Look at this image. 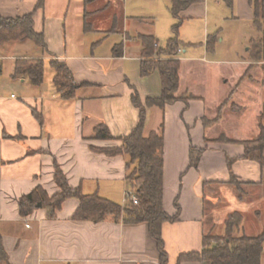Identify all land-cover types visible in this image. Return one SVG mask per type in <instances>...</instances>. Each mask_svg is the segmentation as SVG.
Segmentation results:
<instances>
[{
    "label": "crops",
    "instance_id": "1",
    "mask_svg": "<svg viewBox=\"0 0 264 264\" xmlns=\"http://www.w3.org/2000/svg\"><path fill=\"white\" fill-rule=\"evenodd\" d=\"M98 1L86 4L82 0L76 7V16L69 17L67 0H44L38 9L39 0H0L2 16L17 17L34 11L35 29L45 34L48 46V51L33 41L0 46V240L9 264H161L157 243L147 223L74 220L72 216L79 207L76 198L67 199L56 218L47 217V210L40 206L27 217L20 216L21 197L36 187L42 186L49 195L59 191L55 162L70 185L81 187L84 194L98 193L115 202L127 203L128 156H110L98 149L122 145L120 138L129 135L139 122L140 111L132 102L134 90L143 102L158 98L162 94V80L158 70L148 76L141 74L143 46L139 36L154 34H132L129 27L123 26L116 34L119 38L111 40L114 31L97 23L107 8L95 7ZM246 1L249 6L246 15L253 19V9L249 0ZM24 44L26 48L20 53L13 50L10 55L3 53L5 47L16 49ZM158 45L161 47L159 39ZM21 58L45 61L42 85H32L27 75L12 76L16 61ZM177 58L181 61L177 96L192 98L188 104L179 100L165 108L148 107L145 126V135H149L158 132L163 124L164 206L170 215L177 213V204L181 209L178 222L163 226L169 264H177L181 254L200 252L204 236L214 234L206 231L207 189L212 198L217 195V200L224 198L228 204L232 201L230 209L212 206L214 230L217 225L225 224L228 214L240 211L235 209L237 206L254 205L245 193L240 198L228 190L229 185L233 186L229 183L231 172L248 187L264 184L259 162L241 158L245 151L242 142L251 139L231 138L227 131L216 138L207 136L212 127L231 119L229 109L234 111L238 104L231 102L237 98L242 104L239 114L245 121H252L256 135L259 133V120L264 112V78L256 77L253 72L260 70L264 74V64H254L249 71L248 47L237 69L243 73L232 89H226L228 79H218L213 85L215 94L207 97L194 91L199 82L195 76H191L192 81L184 79L185 59L179 54ZM188 59L193 75L199 62L195 57ZM5 60H11L8 69ZM52 60L66 63L73 72L79 84L75 97L65 99L57 90L54 71L50 80L46 79V66L52 69ZM231 93L229 104L220 109ZM208 99L218 103L213 118L207 116ZM33 112L40 114L42 120ZM204 119L208 120L206 124ZM101 123L106 124L112 139L96 137V127ZM151 124L155 129H150ZM245 125L251 127L250 123ZM222 135L232 141H216ZM205 138L211 140L207 150L198 167H190L191 147H205ZM228 156L238 158L231 168ZM217 185L225 189L218 192ZM240 212L245 214L246 210Z\"/></svg>",
    "mask_w": 264,
    "mask_h": 264
},
{
    "label": "trees",
    "instance_id": "2",
    "mask_svg": "<svg viewBox=\"0 0 264 264\" xmlns=\"http://www.w3.org/2000/svg\"><path fill=\"white\" fill-rule=\"evenodd\" d=\"M89 3L94 0H84ZM205 0H171V10L177 19H181V12L196 3ZM44 0H39L36 9L41 8ZM253 9V24L258 32L259 38H251L249 46V71L252 65L264 62V0H249ZM35 12L22 16L9 17L0 15V46L11 42L33 41L44 51H48L45 34L35 29ZM181 22L174 25V36L169 39L164 48L159 47L158 39L154 35H140L142 42V64L141 74L148 76L158 70L162 80V94L158 98H147L145 102L141 99L137 90L132 94L133 105L139 109V122L129 135L120 138V147L98 149L110 156L123 154L128 156L126 180L128 188L136 192L138 203L128 201L125 205L104 198L98 193L84 194L81 187L70 185L60 165L55 162V181L59 191L49 195L42 187H36L32 192L21 197L19 211L21 217H27L35 209L40 207L47 210V217L56 218L63 203L69 198L79 200V207L72 216L74 220H89L99 223L108 219L125 224L147 223L153 239H155L160 254L161 264H169V255L166 251L163 237V226L165 223H175L180 219V206L177 204V213L170 215L164 206V155L165 139L163 135V124L160 130L145 135L147 121V108L159 106L165 108L179 100L186 104L191 96H177L180 87L181 61L177 58L181 50L182 42L179 38ZM218 42L217 35H208L206 47L208 51L214 50ZM54 71L53 81L57 90L65 99L76 96L79 87L73 72L68 65L58 60L50 62ZM2 64L0 62V74ZM248 73V72H247ZM27 75L34 86H40L45 80V61L41 58H21L16 61L13 77ZM244 78V76H242ZM241 77V79H242ZM232 94L221 104L220 109L228 105ZM234 106V104H233ZM232 106V107H233ZM234 108V107H233ZM34 115L42 120L37 112ZM264 112L260 116L259 133L251 140H244V154L241 158L259 162L264 172ZM205 124L208 120L204 119ZM96 137L99 139H112L106 124L101 123L96 127ZM216 141L231 142L225 135ZM206 146L191 147L190 167L197 168L204 152L207 150L211 140L205 138ZM238 158L227 157L229 168ZM132 169V172H130ZM229 183L233 185L242 198L244 189L243 182L231 172ZM245 214L234 211L225 219V234H207L203 238V249L200 252L181 254L177 264L187 261L200 262L201 264H261L264 252V230L256 236L242 234L234 235V231L240 230L244 223ZM9 264L8 254L0 240V264Z\"/></svg>",
    "mask_w": 264,
    "mask_h": 264
},
{
    "label": "rangeland",
    "instance_id": "3",
    "mask_svg": "<svg viewBox=\"0 0 264 264\" xmlns=\"http://www.w3.org/2000/svg\"><path fill=\"white\" fill-rule=\"evenodd\" d=\"M82 0H67L69 9V17L76 16V7L81 5ZM104 5V13L100 14L97 23L103 27L114 31L111 40L119 38L118 34L123 26L129 27L132 34H154L160 40V46L164 48L170 38L174 36V25L181 22L179 28V38L182 42L179 56L184 58L183 77L191 80V76H195V92L211 96L215 94L214 82L218 79H228L226 89L234 86L235 82L240 78L243 72H237L240 65L239 62L244 61L247 54V48L250 46V39L261 37V33L254 27L252 17L246 15L249 6L246 0H205L202 3H196L181 12V19H177L171 10V0H99L96 6ZM136 18V19H135ZM137 20V21H134ZM125 21L126 24L123 22ZM208 35H217L218 42L212 51H206V39ZM113 38V39H112ZM189 41L197 43L195 46L188 44ZM32 42V41H28ZM12 43H8L11 45ZM21 44V43H18ZM26 45H19L18 48L5 47L3 53L10 55L12 50L20 53ZM9 49V50H7ZM250 49V48H249ZM7 50V51H6ZM11 50V51H10ZM183 50H186L183 51ZM206 54V58L202 57ZM195 57L199 63L192 75L190 72V60L188 58ZM192 60V59H191ZM194 60V59H193ZM188 61V62H187ZM11 60H5L4 65H10ZM264 64V62H260ZM201 64L202 67H199ZM262 68V67H260ZM262 70V69H261ZM240 73V74H239ZM53 70L46 66V79L50 80ZM253 75L262 79L264 74L260 70H255ZM15 93H17L14 90ZM212 93V94H210ZM207 96V97H208ZM231 103L238 104L234 111L229 109L231 116L229 120H225L222 125L212 127L207 136L216 138L222 131H227L231 138L252 139L257 131L252 127V121H245L240 113L241 102L239 98L232 100ZM218 103L211 99L207 101V116L213 118L217 115L214 108ZM230 107V106H229ZM251 119V115H249ZM260 121V120H259ZM264 122V120L262 121ZM250 123L251 127L246 126ZM154 124V123H153ZM151 124L150 129H155ZM132 172V169H130ZM239 181V179H238ZM241 182V181H240ZM247 200H250L253 206H245L242 203L235 209L245 212V219L240 230L234 231L235 236L247 234L256 236L264 230V184L259 187H248L242 184ZM225 189V187H223ZM222 187L216 186L217 191L223 190ZM228 190L238 194L234 186L228 187ZM208 199L206 201V231L214 234H225V224L217 225L213 230L212 224V206L216 205L220 208L230 209L231 203H225L224 198L217 200L210 197L213 195L207 189ZM239 195V194H238ZM231 199V198H230ZM263 199V200H262ZM258 201V202H257ZM221 202V204H219ZM237 203V202H236ZM236 207V206H234ZM261 264H264V252L262 254Z\"/></svg>",
    "mask_w": 264,
    "mask_h": 264
},
{
    "label": "built area",
    "instance_id": "4",
    "mask_svg": "<svg viewBox=\"0 0 264 264\" xmlns=\"http://www.w3.org/2000/svg\"><path fill=\"white\" fill-rule=\"evenodd\" d=\"M126 201H131L133 202L134 204H137L138 203V196L136 194V192L132 189H128L126 191Z\"/></svg>",
    "mask_w": 264,
    "mask_h": 264
},
{
    "label": "water",
    "instance_id": "5",
    "mask_svg": "<svg viewBox=\"0 0 264 264\" xmlns=\"http://www.w3.org/2000/svg\"><path fill=\"white\" fill-rule=\"evenodd\" d=\"M39 206H40V204H39Z\"/></svg>",
    "mask_w": 264,
    "mask_h": 264
}]
</instances>
